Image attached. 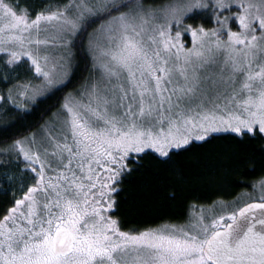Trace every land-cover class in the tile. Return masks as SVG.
<instances>
[{
    "label": "snow or ice",
    "instance_id": "snow-or-ice-1",
    "mask_svg": "<svg viewBox=\"0 0 264 264\" xmlns=\"http://www.w3.org/2000/svg\"><path fill=\"white\" fill-rule=\"evenodd\" d=\"M0 84L3 132L65 93L0 139V264H264V176L183 224L123 230L116 199L149 161L186 180L218 138L243 146L225 170L264 158V0H0Z\"/></svg>",
    "mask_w": 264,
    "mask_h": 264
},
{
    "label": "trees",
    "instance_id": "trees-1",
    "mask_svg": "<svg viewBox=\"0 0 264 264\" xmlns=\"http://www.w3.org/2000/svg\"><path fill=\"white\" fill-rule=\"evenodd\" d=\"M34 8H39L45 0H29ZM79 67L68 91L79 86L85 75V62L78 57ZM28 66L18 69L21 79L30 78ZM0 87H3L0 84ZM64 92H59L33 108L30 113L19 119L17 126L8 132L2 131L0 139H7L29 129L35 130L47 113L59 104ZM11 119H18L12 115ZM240 144L231 138H218L211 145L196 148L182 158L188 166V178L179 180L170 171L161 170L150 161L146 164L145 174L137 175L123 185L117 195L119 205L118 219L123 230L136 231L154 228L165 222L183 224L189 214V205L202 209H213L223 203L236 200L241 193L253 190V183L264 176V158L259 153L249 156L251 163L237 171L225 170L221 166L229 163V157L242 150ZM245 152L248 150L243 149ZM213 166H216L215 169ZM168 189L177 191V199L169 201L165 197ZM19 194V193H17ZM12 197L0 193V214L11 206ZM207 210V211H208Z\"/></svg>",
    "mask_w": 264,
    "mask_h": 264
},
{
    "label": "rangeland",
    "instance_id": "rangeland-1",
    "mask_svg": "<svg viewBox=\"0 0 264 264\" xmlns=\"http://www.w3.org/2000/svg\"><path fill=\"white\" fill-rule=\"evenodd\" d=\"M260 194H261L260 189L258 187H254L253 190L245 191V192L241 193L240 196L236 200H233V201H230V202H227V203H235L237 205H242L246 201H248L250 196L251 197H257ZM227 203H223V204H227ZM203 210L205 211V214H209V213H211L214 210V208L211 209V210L207 209L208 211L205 208Z\"/></svg>",
    "mask_w": 264,
    "mask_h": 264
}]
</instances>
